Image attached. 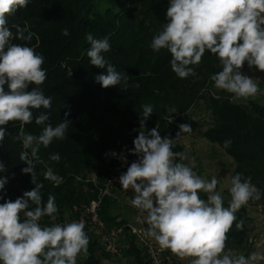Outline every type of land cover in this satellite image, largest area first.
Returning a JSON list of instances; mask_svg holds the SVG:
<instances>
[{
  "label": "trees",
  "instance_id": "1",
  "mask_svg": "<svg viewBox=\"0 0 264 264\" xmlns=\"http://www.w3.org/2000/svg\"><path fill=\"white\" fill-rule=\"evenodd\" d=\"M169 5L170 0H29L27 7L7 16V27L14 35L16 25L26 26L34 33L31 41L11 42L27 44L43 55L42 67L47 78L42 85H30L28 90L39 88L51 97L52 106L32 109L33 119L29 124L22 126L20 121H11L5 126L0 162L7 171L0 172V177H7L8 183L0 191L3 197L0 204L15 201L24 191L35 187L31 174L22 172L28 165L20 159V153L27 151L31 158V149H25L22 141L15 139L22 127L25 133L38 136L47 124L56 126L70 121L65 138L54 139L46 148L41 145L40 159L33 162L36 182L44 185L40 190L43 202H47L49 194L55 196L59 220L69 215L74 206L88 204L98 197L112 170L124 163L121 155L126 160H138L131 150L143 118L142 104H151L154 111L146 121L145 130L158 127L162 137L174 139L180 132L179 125L187 123L189 112L204 101L212 114V123L204 137L233 159L231 177L236 173L251 177V183L262 193L259 201H249L236 213L237 222L243 220V226L237 230L233 224L227 233L226 246L244 245L249 240V209L264 206V105L256 97L242 103L232 100V94L226 91L212 92L211 77L222 71V66L208 51L198 65L190 66L195 75L181 79L171 69L170 52L152 50L153 37L168 22ZM64 29L69 35L63 34ZM86 33L96 39L108 37L111 50L103 55L122 76L129 77L128 88L122 85L103 88L96 82V76L104 74L105 69L90 63ZM246 67L247 62L241 71ZM135 84L139 87L132 86ZM41 114L49 119L38 125L35 119ZM226 140L232 142L228 148L224 147ZM173 150L182 151V148L175 146ZM113 152L117 155L113 156ZM57 153L59 162L52 161L49 157ZM48 168L62 178L58 186L44 178ZM115 201L104 198L100 209L101 218L110 227L127 224L115 213ZM41 220L47 225L53 223L48 217ZM87 235L89 255L83 257L84 264H101L96 255L100 247L97 236ZM123 240L127 245L125 256L133 257L135 264H149L129 230Z\"/></svg>",
  "mask_w": 264,
  "mask_h": 264
},
{
  "label": "clouds",
  "instance_id": "2",
  "mask_svg": "<svg viewBox=\"0 0 264 264\" xmlns=\"http://www.w3.org/2000/svg\"><path fill=\"white\" fill-rule=\"evenodd\" d=\"M28 3L29 0H0V142L9 122L29 124L32 109L52 106L51 97L39 88L28 90L30 85H42L47 78L42 67L43 55L27 44L11 42L31 41L34 33L26 26L16 25L14 35L7 27V16ZM166 16L168 22L153 37L151 48L157 53L162 49L170 52L171 69L179 78L195 75L190 66L198 65L208 51L222 66V71L211 77L215 88L232 94L234 101L256 97L259 85L241 69L247 62L250 68L254 66L264 72V0H170ZM63 34L69 35L68 30L64 29ZM86 40L90 44L87 51L90 63L105 69L104 74L96 76V82L103 88L116 85L128 88L129 77L122 76L103 55L111 50L108 37L96 39L86 33ZM141 108L143 118L131 150L139 158L120 175L119 183L125 191L134 190L130 203L147 214L144 221L148 236L161 249L170 250L181 259L192 258L190 264H252L256 259H264L255 254L245 257L231 249L226 251L227 233L233 224L237 230L243 226V220L237 222L236 213L249 201L261 199V190L251 183V177L243 173L231 177L228 189L231 199L225 207L224 197L217 191L220 183L217 177L210 181L202 178L193 171L194 159L184 163L189 160L187 153L173 150L181 133L192 132L191 126L179 125L176 139L162 137L158 127L145 130L153 106L142 104ZM48 119V115L41 114L35 122L42 125ZM69 124L67 120L56 126L47 124L38 136L25 133L22 127L15 137L25 149H31V158L25 151L20 153V159L28 165L22 172L31 174L35 187L24 191L15 201L0 204V264H77L78 257L89 255L85 222L55 223L59 211L55 196L49 194L47 202H43L40 190L44 185L36 182L34 170V160L40 159V146L46 148L54 139L63 140ZM231 143L224 141V147H230ZM49 158L60 160L58 153ZM120 159L127 163L123 155ZM5 171L4 163L0 162V172ZM43 176L56 186L62 182L51 168ZM7 183V177H0V191ZM201 192L207 194L206 200L200 198ZM43 217L53 223L42 227Z\"/></svg>",
  "mask_w": 264,
  "mask_h": 264
},
{
  "label": "rangeland",
  "instance_id": "3",
  "mask_svg": "<svg viewBox=\"0 0 264 264\" xmlns=\"http://www.w3.org/2000/svg\"><path fill=\"white\" fill-rule=\"evenodd\" d=\"M244 74L256 80L259 85V92L256 95L258 102L264 105V72L257 68L247 67L243 71ZM220 89L212 88V92H216ZM236 102L246 103L245 99L235 100ZM212 123V114L204 101L198 103L188 114V125L191 126V133H181L180 138L176 141V146H181L182 151L186 152L189 160L184 163H189L190 160H195V171L199 176L207 180H211L213 176H216L219 180L217 191L221 192L224 197V202L230 201L231 197L228 189L230 188V179L232 171L235 167L233 159L228 156L219 145L212 144L204 137V133ZM176 139V138H174ZM95 179V174L92 175ZM134 192L128 196L120 199L116 202L115 213L121 215L126 222L132 224L138 228H146L147 224L144 221L146 213H141L137 208L131 205V199ZM201 199H207V194L201 192ZM228 207V206H225ZM250 221L248 222L249 240L244 245L228 244L226 251L231 249L234 254H243L245 257H251L253 254L258 257L264 256V206L261 209L257 206L249 209ZM97 236V235H96ZM97 240L99 242L98 236ZM97 250V258L101 264H135L133 257L125 256L124 252L127 247L124 241H122L121 249L117 255H109L107 257L100 245ZM169 254L173 258H179L171 253ZM180 261L174 264H190L192 258H179ZM77 264H84V258L82 256L77 258ZM252 264H264V259H256L252 261Z\"/></svg>",
  "mask_w": 264,
  "mask_h": 264
},
{
  "label": "built area",
  "instance_id": "4",
  "mask_svg": "<svg viewBox=\"0 0 264 264\" xmlns=\"http://www.w3.org/2000/svg\"><path fill=\"white\" fill-rule=\"evenodd\" d=\"M136 159H129L127 163L116 166L105 185L100 189L96 199L88 204L74 206L69 215L55 221V223H70L72 221L83 220L85 222V232L93 233L98 236L102 250L108 255H117L120 252L121 244L126 230L135 236L137 244L143 249L149 264H174L180 261L179 258H173L167 249H161L156 241L148 236L145 228H138L132 224L110 227L101 218L100 209L104 198L109 197L116 201L130 196L134 190L125 191L119 183L121 174L127 171V168ZM261 209L262 205L257 206ZM41 226H49L40 220Z\"/></svg>",
  "mask_w": 264,
  "mask_h": 264
},
{
  "label": "crops",
  "instance_id": "5",
  "mask_svg": "<svg viewBox=\"0 0 264 264\" xmlns=\"http://www.w3.org/2000/svg\"><path fill=\"white\" fill-rule=\"evenodd\" d=\"M251 208H252V207H251ZM251 208H250V209H251ZM116 214H117V213H116ZM118 215H119V214H118ZM119 216H120V218H123L121 215H119ZM127 223H128V222H127ZM129 224H130V223H129ZM145 229H146V228H145ZM123 241H124V240H123Z\"/></svg>",
  "mask_w": 264,
  "mask_h": 264
}]
</instances>
